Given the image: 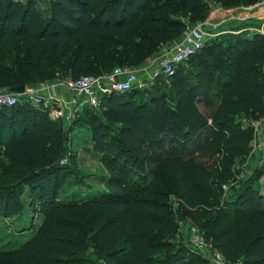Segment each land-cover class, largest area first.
<instances>
[{
	"label": "trees",
	"instance_id": "1",
	"mask_svg": "<svg viewBox=\"0 0 264 264\" xmlns=\"http://www.w3.org/2000/svg\"><path fill=\"white\" fill-rule=\"evenodd\" d=\"M263 2L50 0L45 15L37 0H0V91L138 69L215 8ZM167 78L171 94H112L78 116L104 191L71 190L61 120L30 103L0 109V200L13 210L12 182L31 202L51 197L30 239L0 247V264H81L90 234L114 264H206L173 246L182 220L227 264H264V195L252 180L235 186L264 118V37L222 35Z\"/></svg>",
	"mask_w": 264,
	"mask_h": 264
},
{
	"label": "rangeland",
	"instance_id": "2",
	"mask_svg": "<svg viewBox=\"0 0 264 264\" xmlns=\"http://www.w3.org/2000/svg\"><path fill=\"white\" fill-rule=\"evenodd\" d=\"M235 11L240 17H248V19L243 22L232 23H227L224 20L223 22L225 23L220 24L214 30L207 29V32L210 35L216 33L220 34V36L226 35L223 33L228 31L229 34H248L252 38L256 36L264 37V21L261 18L264 14V5L247 11L243 9ZM145 66L146 63L138 67L141 75V84L143 85L138 90L140 92L139 97L148 99L151 95L171 94V79L160 72H154L152 77H149L144 72ZM83 110L84 108H81L77 113H73L71 117L61 120L67 138V151L64 162L72 173V179L68 181V184L71 190L84 187L104 191L106 187L98 179L105 174V171L99 162V158L89 151L91 148L88 147V141L90 140L88 125L84 120L78 118ZM245 124L249 123L245 122ZM0 167H7L5 159L0 158ZM236 170L239 172L237 182L235 183L236 187L239 186L240 182H244L246 175H249L253 186L264 195V162H261L258 157L250 153L245 159L243 166H240L238 162ZM12 184L13 190L17 192L18 196L13 210L9 211L6 201L0 200V247L7 244L10 240L21 239L24 241L30 239L33 231L29 229H35V226L41 224L44 211L51 203V197L46 199L40 197L39 194L31 202L30 192L25 186L15 185L16 183L14 182ZM227 192V196L231 197L232 191L230 188L227 189ZM171 208L176 213L180 211L178 199L173 198L171 200ZM190 227L191 225L188 220L179 222L177 239L172 242L175 248L184 247L187 251L194 252L190 244ZM91 236L92 234L88 237L89 251L84 260L80 261L81 264H114V262L104 261L103 256L93 249ZM160 254L164 255L165 251H162Z\"/></svg>",
	"mask_w": 264,
	"mask_h": 264
},
{
	"label": "built area",
	"instance_id": "3",
	"mask_svg": "<svg viewBox=\"0 0 264 264\" xmlns=\"http://www.w3.org/2000/svg\"><path fill=\"white\" fill-rule=\"evenodd\" d=\"M17 1L25 2L26 0ZM263 5L264 2L255 8ZM243 10L247 11L248 9L244 8ZM224 19L226 22L232 23L246 21L248 17H240L233 9L215 8L205 22L189 26L180 40L165 46L158 56L146 64L144 72L149 77H152L154 72L163 73L166 77L172 76L180 65L186 64L193 56L201 52L208 41L220 37V34L216 33L210 35L207 29H216ZM141 87L143 85L138 69L116 68L113 72L103 76H84L78 80L67 79L43 83L37 87L26 89L23 95L0 91V109L12 108L20 103H30L47 111L53 121H58L71 117L81 108L89 107L99 110L101 101L106 96L123 94ZM60 89L69 94V100L62 99L58 93ZM253 131L251 154L264 162V118L253 124ZM227 189L224 187V190L227 191ZM189 235L193 251L206 264H227L219 251L210 248L197 228L191 226Z\"/></svg>",
	"mask_w": 264,
	"mask_h": 264
},
{
	"label": "crops",
	"instance_id": "4",
	"mask_svg": "<svg viewBox=\"0 0 264 264\" xmlns=\"http://www.w3.org/2000/svg\"><path fill=\"white\" fill-rule=\"evenodd\" d=\"M38 2H39V5L41 6V10H42V12L45 14V15H47L48 13H49V7H50V0H37ZM242 9V8H241ZM244 9V8H243ZM246 9H253V8H246ZM262 19H264V16H262L261 17ZM225 20V19H224ZM224 20H222V23H225V22H223ZM228 23V22H227ZM230 32H231V30H229ZM228 33V31L227 32H225V33H223V34H227ZM147 64V63H146ZM58 93H59V95L62 97V99L63 100H69L70 99V96H69V94L65 91V90H62V89H60L59 91H58Z\"/></svg>",
	"mask_w": 264,
	"mask_h": 264
},
{
	"label": "water",
	"instance_id": "5",
	"mask_svg": "<svg viewBox=\"0 0 264 264\" xmlns=\"http://www.w3.org/2000/svg\"><path fill=\"white\" fill-rule=\"evenodd\" d=\"M9 92L17 94V95H23L26 92V87L25 86H21V87H18V88H12ZM249 180H250V176L246 175L244 183L246 184Z\"/></svg>",
	"mask_w": 264,
	"mask_h": 264
}]
</instances>
